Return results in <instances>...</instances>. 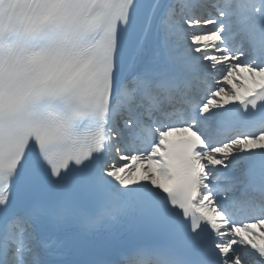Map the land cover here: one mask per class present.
Instances as JSON below:
<instances>
[{
    "label": "snow or ice",
    "instance_id": "snow-or-ice-1",
    "mask_svg": "<svg viewBox=\"0 0 264 264\" xmlns=\"http://www.w3.org/2000/svg\"><path fill=\"white\" fill-rule=\"evenodd\" d=\"M0 264H264V0H0Z\"/></svg>",
    "mask_w": 264,
    "mask_h": 264
}]
</instances>
